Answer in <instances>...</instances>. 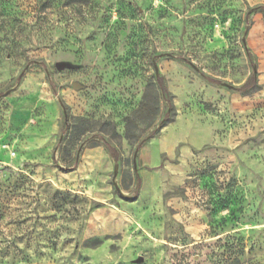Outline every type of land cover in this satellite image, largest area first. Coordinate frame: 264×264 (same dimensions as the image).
Masks as SVG:
<instances>
[{"label":"rangeland","instance_id":"obj_1","mask_svg":"<svg viewBox=\"0 0 264 264\" xmlns=\"http://www.w3.org/2000/svg\"><path fill=\"white\" fill-rule=\"evenodd\" d=\"M157 77L177 116L130 146ZM262 90L264 0H0V264H264Z\"/></svg>","mask_w":264,"mask_h":264},{"label":"trees","instance_id":"obj_2","mask_svg":"<svg viewBox=\"0 0 264 264\" xmlns=\"http://www.w3.org/2000/svg\"><path fill=\"white\" fill-rule=\"evenodd\" d=\"M256 74L251 78L248 83V87H253V92L256 93L260 91V86L256 85ZM174 97L167 89L165 84V79L163 77H157L152 80L144 93L142 102L139 108L134 112L131 117H127L125 120V139L128 141L130 146H135L137 148L141 145V139L136 136L137 131H148L156 125V121L160 112V105L162 101L167 103V114L166 118L162 124V128L174 121L177 116L176 109L173 103ZM80 126L70 127L72 129L71 137L68 141L69 146H74L80 142L81 135L89 132V127L91 125L90 121H78ZM144 127V129H142ZM104 133H106L109 139L104 140V147L110 153V156L117 162L120 161L121 156L117 148V142L121 139V136L116 131V126L112 122L104 123ZM158 132H153L152 136L157 135ZM78 162L73 166L69 167L70 171H74L78 167ZM96 206H99L98 204Z\"/></svg>","mask_w":264,"mask_h":264},{"label":"crops","instance_id":"obj_3","mask_svg":"<svg viewBox=\"0 0 264 264\" xmlns=\"http://www.w3.org/2000/svg\"><path fill=\"white\" fill-rule=\"evenodd\" d=\"M261 92L263 94L264 90H262ZM261 98L263 99V95L261 96ZM180 136L183 137V138H185V137L186 138H190L189 136H191V141H190L191 145L194 148L197 147V143H198L199 139H198L197 135H193L192 133L190 134V131L188 129H184L183 128L182 131H181V135ZM164 145H165V148H166L165 150L168 151L171 154L172 149L174 148L173 143H171V145H168V146H166V144H164ZM89 157H95L96 158V163L102 162V163H104V167H105V165H106V167L108 166L107 164L109 163L108 162L109 159H108V156H107L105 150H104V153H103L101 150L95 149L94 151H92L90 153ZM84 168H86V166L85 165L83 166V163H81L80 166H78V169L76 171H74V173L76 174V178L83 177L82 176L83 174H81V172H83V171H85V173H86V175L84 174L85 176L83 178H87L88 173H87L86 169H84ZM84 180L86 182V179H84Z\"/></svg>","mask_w":264,"mask_h":264},{"label":"water","instance_id":"obj_4","mask_svg":"<svg viewBox=\"0 0 264 264\" xmlns=\"http://www.w3.org/2000/svg\"><path fill=\"white\" fill-rule=\"evenodd\" d=\"M57 69L59 71L63 70V69H66V68H70L71 66L69 64H66V63H60V64H57ZM135 166H136V162H135ZM116 170H117V167H116ZM117 172H115V176H116ZM118 193L120 195H122L121 191L118 189ZM142 260V259H141Z\"/></svg>","mask_w":264,"mask_h":264}]
</instances>
